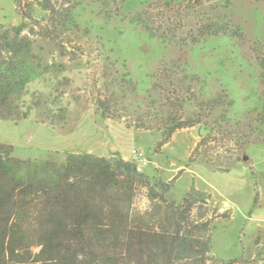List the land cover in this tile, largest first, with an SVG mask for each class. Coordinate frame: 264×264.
Returning a JSON list of instances; mask_svg holds the SVG:
<instances>
[{
	"label": "rangeland",
	"instance_id": "obj_1",
	"mask_svg": "<svg viewBox=\"0 0 264 264\" xmlns=\"http://www.w3.org/2000/svg\"><path fill=\"white\" fill-rule=\"evenodd\" d=\"M39 1H22L19 23L15 0H0V31L25 23L22 34L33 48L23 98L29 116L1 120L0 144L12 146L14 158L37 164L62 165L70 154L118 153L153 180L151 191L137 190L135 212L155 204L153 192L181 205L197 190L228 216L212 225L208 264H264V145L241 148L218 127L208 138L204 122L175 131L166 143L160 130L195 113L180 90L190 77L203 78L210 96L227 93L234 120L258 109L264 95V0H51L54 13L41 10ZM60 109L64 121L44 122L47 110L52 118ZM133 149L145 154L148 166L137 165ZM209 158L231 161V171L217 172ZM161 183L168 185L166 193ZM205 212L198 203L193 214Z\"/></svg>",
	"mask_w": 264,
	"mask_h": 264
},
{
	"label": "trees",
	"instance_id": "obj_2",
	"mask_svg": "<svg viewBox=\"0 0 264 264\" xmlns=\"http://www.w3.org/2000/svg\"><path fill=\"white\" fill-rule=\"evenodd\" d=\"M22 1L15 0L19 23L24 15L20 11ZM43 1H39L40 9L54 13L51 0ZM14 25L0 31V121L17 122L29 116L30 108L23 98L32 79L28 57L33 48L29 36L22 34L25 23ZM41 49L44 51L43 46ZM52 54L51 49L47 55ZM44 63L49 64L50 59ZM45 71L40 75L49 70ZM190 78V85L184 88L181 83L180 90L190 97L187 103L195 113L171 119V125L160 128L165 134L164 143L175 131L204 122L209 123L204 124L208 138L216 134L218 127L224 138L241 148L264 145V95L258 109L248 111L244 119L234 120L229 116L234 101L227 93L210 96L203 78ZM193 82L198 87L196 92ZM104 103L98 102L103 118H108ZM50 114L47 110L44 118L50 125L65 119L64 109L52 118ZM208 138L200 142L197 152L209 142ZM12 149L0 144V264H208L212 225L228 216L213 210L210 197L204 193L194 190L181 205H175L153 192L155 204L145 212H135L137 190L151 191L153 180L118 153L109 158L70 154L67 162L59 165L14 158ZM235 160L239 162V158ZM209 161L217 172L229 173L232 169L231 161ZM27 167L32 171L22 177L20 172ZM161 185L166 193L168 185ZM198 203L206 212L195 216Z\"/></svg>",
	"mask_w": 264,
	"mask_h": 264
},
{
	"label": "built area",
	"instance_id": "obj_3",
	"mask_svg": "<svg viewBox=\"0 0 264 264\" xmlns=\"http://www.w3.org/2000/svg\"><path fill=\"white\" fill-rule=\"evenodd\" d=\"M131 156L133 160L138 163L137 165H139L141 168L148 166L149 161L147 160L145 154L142 151L138 149H133L131 152Z\"/></svg>",
	"mask_w": 264,
	"mask_h": 264
},
{
	"label": "water",
	"instance_id": "obj_4",
	"mask_svg": "<svg viewBox=\"0 0 264 264\" xmlns=\"http://www.w3.org/2000/svg\"><path fill=\"white\" fill-rule=\"evenodd\" d=\"M247 159H248L247 157L244 158V160H247Z\"/></svg>",
	"mask_w": 264,
	"mask_h": 264
},
{
	"label": "crops",
	"instance_id": "obj_5",
	"mask_svg": "<svg viewBox=\"0 0 264 264\" xmlns=\"http://www.w3.org/2000/svg\"><path fill=\"white\" fill-rule=\"evenodd\" d=\"M227 202H225L224 204H226Z\"/></svg>",
	"mask_w": 264,
	"mask_h": 264
}]
</instances>
